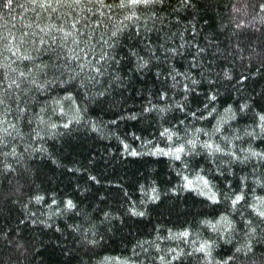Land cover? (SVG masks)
I'll list each match as a JSON object with an SVG mask.
<instances>
[{
    "label": "trees",
    "instance_id": "16d2710c",
    "mask_svg": "<svg viewBox=\"0 0 264 264\" xmlns=\"http://www.w3.org/2000/svg\"><path fill=\"white\" fill-rule=\"evenodd\" d=\"M121 2L0 0V264H264V0Z\"/></svg>",
    "mask_w": 264,
    "mask_h": 264
},
{
    "label": "snow or ice",
    "instance_id": "6c2138e0",
    "mask_svg": "<svg viewBox=\"0 0 264 264\" xmlns=\"http://www.w3.org/2000/svg\"><path fill=\"white\" fill-rule=\"evenodd\" d=\"M11 2V0H9V3ZM76 2L78 3L79 0H76ZM127 4L129 5H133V4H138V3H149L150 0H126ZM57 3H59V0H57ZM121 7H124L125 6V0H122L121 4H120ZM262 119H264V117H262ZM241 197L239 195L236 196V200H239ZM212 199H215V196L212 197ZM71 203V202H69ZM260 215L261 216H264V212H260Z\"/></svg>",
    "mask_w": 264,
    "mask_h": 264
}]
</instances>
